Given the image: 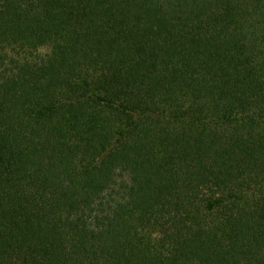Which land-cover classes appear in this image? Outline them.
I'll return each mask as SVG.
<instances>
[{
    "label": "trees",
    "instance_id": "16d2710c",
    "mask_svg": "<svg viewBox=\"0 0 264 264\" xmlns=\"http://www.w3.org/2000/svg\"><path fill=\"white\" fill-rule=\"evenodd\" d=\"M0 264H264V0H0Z\"/></svg>",
    "mask_w": 264,
    "mask_h": 264
}]
</instances>
